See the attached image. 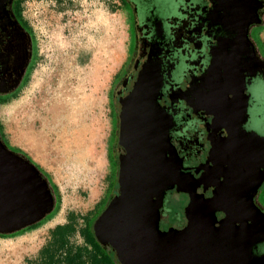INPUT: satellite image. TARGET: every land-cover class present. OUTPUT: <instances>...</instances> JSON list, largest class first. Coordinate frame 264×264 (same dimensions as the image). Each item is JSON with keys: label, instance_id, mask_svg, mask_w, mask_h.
I'll use <instances>...</instances> for the list:
<instances>
[{"label": "flooded vegetation", "instance_id": "1", "mask_svg": "<svg viewBox=\"0 0 264 264\" xmlns=\"http://www.w3.org/2000/svg\"><path fill=\"white\" fill-rule=\"evenodd\" d=\"M19 1L0 0V95L12 97L34 62L32 34L14 9ZM122 2L132 7L134 47L112 94V179L94 222V241L111 248L123 264L95 226L119 206L123 176L154 162L171 174L151 194L154 239L178 234L195 219L211 230L227 225L231 237L220 239L219 233L213 246L225 245V264H264V149L261 140L247 139L257 123L254 92L264 84V58L251 36L264 23V0H242L240 9L233 0ZM0 169V183L31 170L1 147ZM37 174L44 213L54 193ZM169 194L184 198L179 223L168 222L164 213ZM12 220L0 222V229L14 227Z\"/></svg>", "mask_w": 264, "mask_h": 264}, {"label": "rangeland", "instance_id": "2", "mask_svg": "<svg viewBox=\"0 0 264 264\" xmlns=\"http://www.w3.org/2000/svg\"><path fill=\"white\" fill-rule=\"evenodd\" d=\"M19 3L21 17L33 37L34 62L18 93L0 95V103L13 100L10 106L0 108V124L11 151H28L56 186L53 210L76 214V234L70 241L72 247H79L83 242L77 232L84 225V215L104 197L111 174L112 94L133 53L132 7L122 0ZM242 3L234 2L239 9L245 7ZM251 36L264 58V23L253 27ZM254 102L252 115L257 123L249 129L247 139L261 140L264 149L262 83L254 92ZM169 195L164 213L168 222L179 223L184 198ZM101 210L99 206L85 220L90 249L101 258L97 264H117L111 248L94 241L93 226ZM50 235L46 230L36 242L25 244L21 238L0 239V264H68L63 243L53 242ZM77 259L74 262L78 263Z\"/></svg>", "mask_w": 264, "mask_h": 264}, {"label": "water", "instance_id": "3", "mask_svg": "<svg viewBox=\"0 0 264 264\" xmlns=\"http://www.w3.org/2000/svg\"><path fill=\"white\" fill-rule=\"evenodd\" d=\"M29 165L30 172H22L20 176L15 173L12 181L0 183V222L6 225L12 219L14 222V227L0 229V234H11L31 226L53 208L52 202L41 213L43 185L37 179V168ZM146 165L123 176L120 204L110 208L96 223L98 237L115 249L123 264H225L223 258L229 255L221 250L225 245L221 249L213 246L219 241L215 239L219 233L220 239L225 233L231 237L227 225L211 230L210 226L200 225L201 222L195 219L178 234L171 233L161 239L152 237L155 208L151 194L154 188L165 186L171 174L154 162ZM17 193L20 198H15Z\"/></svg>", "mask_w": 264, "mask_h": 264}, {"label": "crops", "instance_id": "4", "mask_svg": "<svg viewBox=\"0 0 264 264\" xmlns=\"http://www.w3.org/2000/svg\"><path fill=\"white\" fill-rule=\"evenodd\" d=\"M12 101H6V102L0 103V108L10 106ZM16 146H19V145H16ZM19 147H21V146H19ZM24 150L26 151V149H24ZM22 152L25 153L29 157V154H27V153H29L28 151H27V153L24 151H22ZM100 200L101 199H98L97 201H95L94 205L91 208H88L86 215H84V218L82 220V221H84V225H83L82 229H80L77 232L81 236V241L83 242V244L79 245V247H77V246L72 247V245H71L72 243L70 241L71 238L73 237V235L76 234V228H77V226L75 225L76 214L71 212V211L67 212L66 214L62 213V211L54 212V213H52L51 217H49L47 220H45L37 228L23 232L20 235H16L15 237H12V238H3V239L21 238V240H22L21 242H23L24 244L29 243L31 241L36 242V240L38 239L40 234H42V232L47 230L51 233V235L49 236L50 240L52 238L53 242L54 241H60L61 243H63V245H64L63 246V254H64L63 256L70 259L68 264L69 263L70 264H97L101 258L99 256L95 255L94 253H92V249H90L91 245L89 244V242H92V241L89 238V236L86 235V237H85V235L83 236L81 233L83 232V230H86L85 229L86 218H89L93 215L95 209L97 208V203ZM56 226H64V231L61 232V236H55L54 235L53 230ZM0 239H2V238H0ZM79 253L81 255L80 257H79ZM74 258H79V259H77L78 263L74 262V260H73ZM48 264H49V262H48ZM50 264H52V262H50Z\"/></svg>", "mask_w": 264, "mask_h": 264}, {"label": "trees", "instance_id": "5", "mask_svg": "<svg viewBox=\"0 0 264 264\" xmlns=\"http://www.w3.org/2000/svg\"><path fill=\"white\" fill-rule=\"evenodd\" d=\"M16 8V11H20L19 9H18V3L16 4L15 3V5H14V9ZM23 24L24 25H26V23L25 22H23ZM26 34L27 35H29L30 33H28V32H26ZM30 36V35H29ZM0 147L2 148V149H4L6 152H9V153H13V154H16V155H18V156H20L22 159H24V161H26L28 164H31V165H34L36 168H37V171L39 172V174H40V176L42 177V178H44V179H46V181L48 182V185H49V187L51 188V190H52V192L55 194V191H56V186L51 182V180H50V178H49V176H48V174L47 173H45L36 163H34L31 159H30V157H28L25 153H23L21 150H18V149H16V150H14V149H12L13 151H11V148H9L8 147V145H7V143H6V139H5V137H4V134H3V132H2V126H1V124H0ZM110 156V155H109ZM109 160H110V157H109ZM112 179V173L110 174V178H109V180H111ZM105 202V198H103V199H101L100 201H99V203H98V205L97 206H100L102 203H104ZM54 212L56 211V210H53ZM52 211V212H53ZM52 212H50V213H52ZM53 212V213H54ZM46 217V216H45ZM44 219V218H43ZM42 219V220H43ZM41 220V221H42ZM41 221H39L38 223H35V224H33V225H31V226H29V227H27L26 229H23V232H25V231H27V230H31V229H35V228H37L38 226H40L41 224H40V222ZM85 229L87 230V228L85 227ZM62 231H64V226H56L55 228H54V230H53V233H54V235L55 236H61V232ZM22 232V233H23ZM83 236L85 235V237H86V232H85V230H83V232L81 233ZM16 234H14V235H0V238H10V237H13V236H15Z\"/></svg>", "mask_w": 264, "mask_h": 264}, {"label": "bare ground", "instance_id": "6", "mask_svg": "<svg viewBox=\"0 0 264 264\" xmlns=\"http://www.w3.org/2000/svg\"><path fill=\"white\" fill-rule=\"evenodd\" d=\"M40 205V204H39ZM40 207V206H39Z\"/></svg>", "mask_w": 264, "mask_h": 264}]
</instances>
